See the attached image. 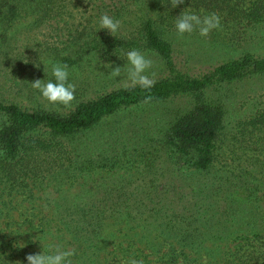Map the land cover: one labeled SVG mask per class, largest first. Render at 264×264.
<instances>
[{
	"label": "rangeland",
	"instance_id": "1",
	"mask_svg": "<svg viewBox=\"0 0 264 264\" xmlns=\"http://www.w3.org/2000/svg\"><path fill=\"white\" fill-rule=\"evenodd\" d=\"M115 1L68 0L60 9L41 16L0 21V100L29 110L67 114L82 101L125 87L124 73L130 67L127 52L106 58L86 42L103 30L102 14L119 20L121 27L115 34L126 36L145 16L158 14L159 6L152 1L140 6L125 2L117 10ZM228 26L221 24L207 37L199 30L181 36L168 28L162 35L174 46L178 69L192 75L245 51L264 55V26L242 32ZM139 51L153 61L147 75L154 73L157 80L169 74L159 55ZM54 63L68 65V82L76 86L70 106L50 104L31 85L36 79L55 82ZM117 66L125 68L114 78L112 68ZM207 92L224 108L210 169L188 170L192 166L170 140L173 121L194 108L192 95L124 107L88 129L53 139L52 148L46 151L25 153L14 164L24 167L16 172L17 183L11 175H0V236L17 238L18 233L25 236L48 230L28 254H54L49 245H60L62 250H75L72 264H122L129 259L144 264H205V259L206 264L213 263L208 256L200 259L186 249V257L182 256L177 241L162 230L171 227L201 236L207 232L206 220L214 218V209L231 207V192L249 207L256 200L250 190L263 192L264 122L254 124L253 118L264 116V74ZM200 189L207 191L206 204L198 202L205 216L197 221L199 212L194 206ZM207 204L214 209L205 208ZM217 226L213 220L208 229L215 231ZM223 240L207 245L225 248L228 240ZM243 243L237 239L229 246ZM227 258L218 264H226Z\"/></svg>",
	"mask_w": 264,
	"mask_h": 264
},
{
	"label": "trees",
	"instance_id": "2",
	"mask_svg": "<svg viewBox=\"0 0 264 264\" xmlns=\"http://www.w3.org/2000/svg\"><path fill=\"white\" fill-rule=\"evenodd\" d=\"M67 1L0 0V21L6 17L9 20H17L22 16L37 14L41 16L60 9ZM145 1H152L155 6H159V12L145 16L133 33L126 36L117 33L113 36L103 29L86 44L91 50L97 51L106 58L119 56L133 49L154 52L163 60L169 74L155 80V85L150 89L139 86L115 89L80 102L67 114L42 109L29 110L15 102L0 100V175L2 177L11 175L12 180L17 183L16 172L24 168L14 167V164L19 162V158L28 152L46 151L52 148V140L57 137L88 129L124 107L143 103L148 96L152 97L151 102H156L173 95H192L195 98V105L192 110L173 121L169 133L170 140L176 152L185 156L186 163L192 166L186 167L187 169L195 171L210 169L215 160L216 142L223 127L224 108L219 101L208 96L207 91L226 83L264 74V55L245 51L238 57L224 60L203 72L192 75L178 69L174 46L162 35V32L167 28L177 31L176 21L181 13H195L201 19L216 13L220 17V24L229 25L228 28L240 32L258 28L264 26V0H184L183 4L175 8L171 6V0H117L113 5L119 10L125 2L128 5L140 6ZM198 30L196 28L194 31ZM253 119L254 124L264 122L263 114ZM256 190L258 191L250 190L252 198H256L254 202H250V207L247 203L238 201L233 192L230 194L233 198L230 206L237 204L234 211H231V207L217 211L213 205H205V208H213L215 215L210 221L206 220L207 232L201 236L171 230V227L163 229L162 233L177 241L183 249L179 254L184 257H186L184 251L186 249L200 259L208 256L209 260H214L211 264H218L232 252L226 264H264V246L261 244L264 243V211H259V208L264 207V190L263 192L259 191L260 188ZM199 194L201 197L199 196L194 206L199 212L197 221L201 216H205L198 202L202 201L206 204L204 196L207 191L200 189ZM228 209L231 214L227 213ZM223 214L228 216L223 219ZM213 220L218 222V226L215 231H210L208 226ZM29 223L31 226L35 225L32 220ZM47 231L44 230L43 233L40 231L37 234L27 233L25 236L18 233L17 238L20 240L16 237L10 238V235H1L0 260L5 261V264H27L26 256L30 251L29 248L34 242H39L42 234H46ZM223 239L228 240L225 243L228 246L225 248L207 245L209 242L215 244L216 241ZM237 239H243L244 243L234 247L229 246L230 242L233 243ZM232 255L235 256L233 259ZM171 258L175 260L174 257Z\"/></svg>",
	"mask_w": 264,
	"mask_h": 264
},
{
	"label": "clouds",
	"instance_id": "3",
	"mask_svg": "<svg viewBox=\"0 0 264 264\" xmlns=\"http://www.w3.org/2000/svg\"><path fill=\"white\" fill-rule=\"evenodd\" d=\"M184 0H171V6L173 8L180 4H183ZM100 24L102 29L108 30V32L114 36V34L121 27L119 20H114L108 14H102L100 18ZM221 27L220 17L216 13L201 17L195 13H181L176 21V29L178 35L184 33H192L196 28L199 29L201 36L207 37L213 29H219ZM127 67L126 79L124 86L136 87L139 86L144 89L152 88L156 81L153 78L154 73L149 76L146 73L151 69L153 61L147 58L139 50L133 49L126 53ZM125 68V66H124ZM124 68L119 66L112 68V77H117L124 72ZM52 75L55 78V82L36 79L31 83L34 89L40 91L42 97L46 99L50 104H63L70 106L75 100V84L68 82V65L54 63L52 64ZM152 101V97L148 96L143 101L144 104H149ZM50 249H55L54 254H28L26 259L28 264H72L70 257L75 255V250H62L60 245H49ZM122 264H144L143 260L129 259L122 261ZM206 264V259H205Z\"/></svg>",
	"mask_w": 264,
	"mask_h": 264
}]
</instances>
